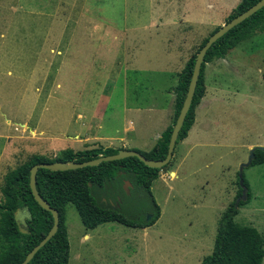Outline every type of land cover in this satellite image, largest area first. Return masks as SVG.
I'll return each mask as SVG.
<instances>
[{
  "label": "rangeland",
  "instance_id": "obj_1",
  "mask_svg": "<svg viewBox=\"0 0 264 264\" xmlns=\"http://www.w3.org/2000/svg\"><path fill=\"white\" fill-rule=\"evenodd\" d=\"M183 1L0 0V202L7 173L34 155L58 160L111 145L155 148L174 122L180 74L218 28L178 26L172 19L195 4L179 7ZM204 7L190 15L201 16ZM228 55L223 65L207 64L208 95L191 138L151 187L157 222L88 230L68 205L70 264H201L212 253L241 168L264 146V32ZM243 173L252 200L236 222L264 235V164ZM122 203L130 219L154 216L149 196L125 191Z\"/></svg>",
  "mask_w": 264,
  "mask_h": 264
},
{
  "label": "trees",
  "instance_id": "obj_2",
  "mask_svg": "<svg viewBox=\"0 0 264 264\" xmlns=\"http://www.w3.org/2000/svg\"><path fill=\"white\" fill-rule=\"evenodd\" d=\"M260 0H241L230 14L227 22L247 11ZM211 35L200 45L185 70L180 74L179 84L175 90V118L172 125L162 134L155 148L142 153L149 159L163 160L168 154L169 143L174 125L183 107L189 89L197 55ZM264 32V8L239 24L215 42L209 49L202 65L199 83L191 109L187 115L183 129L177 142L184 141L196 121L197 108L206 95V67L215 60L225 59L230 51L241 43ZM264 79V74H263ZM120 149L92 148L68 154L58 160L46 156L34 155L28 161L7 173L2 187L0 202V264H23L27 255L47 236L54 225L53 214L43 209L36 201L31 189V170L39 163L86 162L102 156L115 155ZM175 155V153H174ZM172 162V161H171ZM170 162V164H171ZM169 164V165H170ZM264 164V151L257 147L255 159L250 167ZM162 169L145 165L137 157L102 162L98 166L85 167L69 171H51L39 169L37 174V190L50 206L60 213V227L56 235L41 248L29 264H70V243L66 225V208L73 205L88 230L97 229L107 223H118L140 229L154 225L161 216L160 207L151 195L153 183L159 179ZM244 186L249 189L247 200L238 199L243 194V186L239 175L238 194L234 201L223 212L216 235L212 253L206 256L201 264H263L264 235L253 226L236 222L240 208L252 200L250 185L243 175ZM131 183L130 195L140 200L146 196L151 198L154 216L148 221L146 214L151 213L148 206L141 201L144 216L130 219L122 212V199L125 195L123 185ZM124 188V189H123ZM121 200V201H120ZM120 203V206H118ZM116 205V206H115ZM28 207L32 219H27L28 233H21L15 220L19 210Z\"/></svg>",
  "mask_w": 264,
  "mask_h": 264
},
{
  "label": "water",
  "instance_id": "obj_3",
  "mask_svg": "<svg viewBox=\"0 0 264 264\" xmlns=\"http://www.w3.org/2000/svg\"><path fill=\"white\" fill-rule=\"evenodd\" d=\"M264 8V0H260L258 3H256L254 6L249 8L247 11L241 13L234 19L230 20L229 22L225 23L219 29L208 39L206 44L201 48L199 51L195 66H194V71L192 74L191 82L189 85L188 92L186 94L183 107L181 109V112L177 118L176 124L174 125L170 143H169V148H168V154L165 159L163 160H156V159H149L145 157L142 153L136 150H128V149H122L120 150L117 154L115 155H110V156H102L98 159H94L91 161H86V162H63V161H56L52 163H39L35 165L32 170H31V189L33 192V195L36 199V201L39 203V205L51 212L54 217V225L50 232L47 234V236L39 243L26 257L25 261L23 264H29L32 259L35 257V255L38 253V251L43 248L58 232L59 227H60V213L58 210L52 208L50 204L40 195L39 191L37 190V174L39 169H48L51 171H69V170H76V169H82L85 167H94L100 165L102 162H108V161H115V160H121L124 158L128 157H137L139 158L145 165L151 168L155 169H162L165 166L169 165L170 162L172 161L174 157L175 150L177 148V142L179 139V135L183 129V126L185 124L187 115L191 109L194 96L196 93V89L199 83L200 75H201V70H202V65L205 61V57L209 51V49L212 47V45L217 42L220 38H222L225 34H227L230 30H232L234 27L238 26L242 22H244L246 19L250 18L253 16L255 13L260 11L261 9ZM256 148H253L251 150V157L248 161V163L244 164L241 168L240 171V178H241V185L243 186V194L240 199H238V202L241 200H247L248 198V191L249 189L244 186V181H243V170L246 167H250L252 164L253 160L255 159V151ZM264 151V146L259 147ZM131 183L126 182L125 183V190L128 194L131 193L130 191ZM121 201V200H120ZM118 206H120V203H118ZM151 217H148L147 219L149 220ZM27 219H32V214L29 210L28 207L24 208L23 210H19L16 215H15V220L19 226V229L21 233H28V223Z\"/></svg>",
  "mask_w": 264,
  "mask_h": 264
},
{
  "label": "crops",
  "instance_id": "obj_4",
  "mask_svg": "<svg viewBox=\"0 0 264 264\" xmlns=\"http://www.w3.org/2000/svg\"><path fill=\"white\" fill-rule=\"evenodd\" d=\"M237 1L238 0H236V2L234 4L235 6H231L230 4L228 5V3H227L228 1L227 0H221V1L217 0L215 4H213L211 2H205L203 4H199L198 0H194V3L195 4L193 6H190V8L183 7V10L180 11V13H177L176 16L172 20H173V22L177 23L178 26L187 24L189 22L192 23L193 21H199L200 24H202L203 27H221V25H224V23L222 22V20H224L228 15H230L231 12L236 8ZM189 3H190L189 0H185V1L182 2L183 5H178V6L179 7L180 6H185V5L189 4ZM201 5H206L207 6V9L205 7L202 8L203 9L202 15L199 16V17L193 18L192 16H195L196 15L195 11L198 10ZM218 9L222 13H220ZM214 11L219 16L221 15V18L219 16H217ZM191 12H192V16L190 15ZM211 18H215V19L213 21H210ZM228 56L225 59H220L219 60L220 62L218 64H220V65L225 64V62H227V60H228ZM207 80H208V75H206V88H207V92H206V95H205L204 98H206L207 95H208ZM204 98H203V100H204ZM203 100H202V103H203ZM202 103L197 108V111L201 107ZM194 125H193V127H194ZM169 126H170V124L167 126V128ZM193 127H192V129H193ZM167 128H166V130H167ZM192 129L190 130L188 137L183 142H181V144H184L185 142H187L191 138ZM120 140L122 142H125L124 141L125 140V137H120ZM125 147L126 146H124L123 148H122V146L121 147H115L114 145L107 146V148L120 149V150L121 149H125ZM172 174L177 175L176 171H173Z\"/></svg>",
  "mask_w": 264,
  "mask_h": 264
},
{
  "label": "flooded vegetation",
  "instance_id": "obj_5",
  "mask_svg": "<svg viewBox=\"0 0 264 264\" xmlns=\"http://www.w3.org/2000/svg\"><path fill=\"white\" fill-rule=\"evenodd\" d=\"M116 206V205H115Z\"/></svg>",
  "mask_w": 264,
  "mask_h": 264
}]
</instances>
